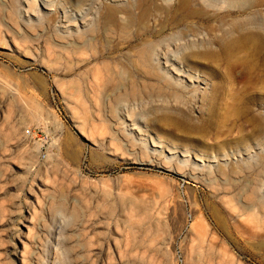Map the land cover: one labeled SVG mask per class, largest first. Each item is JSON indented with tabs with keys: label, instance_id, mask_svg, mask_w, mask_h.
Wrapping results in <instances>:
<instances>
[{
	"label": "rangeland",
	"instance_id": "obj_1",
	"mask_svg": "<svg viewBox=\"0 0 264 264\" xmlns=\"http://www.w3.org/2000/svg\"><path fill=\"white\" fill-rule=\"evenodd\" d=\"M178 1L0 0V264H264V50L234 25L256 16L264 41V6ZM143 39L190 87L179 102L130 64Z\"/></svg>",
	"mask_w": 264,
	"mask_h": 264
},
{
	"label": "bare ground",
	"instance_id": "obj_2",
	"mask_svg": "<svg viewBox=\"0 0 264 264\" xmlns=\"http://www.w3.org/2000/svg\"><path fill=\"white\" fill-rule=\"evenodd\" d=\"M69 3H72L73 1H75V0H67ZM88 0H76V5H80L81 3H83V2H87ZM150 1H152L151 2V4H152V6L154 5V3L156 4V2H153V0H150ZM155 1V0H154ZM163 1V3H169V2H167V0H165V2H164V0H162ZM212 1V3L210 2V0H180V1H178L179 3H177L178 4V9L180 10V12L181 11H184V12H187L188 13V15L190 16V15H192V17L194 16H205L204 14H206V13H208V12H206V13H204L203 14V12L204 11H206V10H208V9H210V8H213V7H215L214 5H215V3L216 4H218V3H222V6H223V4H225L226 3V0H211ZM230 1V0H229ZM233 1V0H232ZM139 2V1H138ZM149 2V1H148ZM158 2V1H157ZM223 2H225V3H223ZM235 2V1H234ZM236 2H239L241 5H239V4H236L238 7H234V8H236V9H239V12L241 13V14H249V12L251 11L252 12V9H254L255 7H260V6H262V8H263V6H264V0H236ZM140 3V2H139ZM160 2H158V4H159ZM163 3H162V5H163ZM232 2H230V4H231ZM143 4V3H142ZM145 4V3H144ZM166 4V5H167ZM214 4V5H213ZM228 4V3H227ZM229 4V5H230ZM233 4H235V3H233ZM133 5V4H132ZM131 5V6H132ZM140 5V4H139ZM138 5V6H139ZM157 5V4H156ZM161 5V6H162ZM219 5V4H218ZM136 6H137V4H136ZM135 6V7H136ZM144 6H146V5H144ZM151 6V7H152ZM221 6V7H222ZM156 7V6H155ZM157 7H158V5H157ZM221 7H219V8H221ZM128 8V7H127ZM130 8V7H129ZM139 7H136V9H138ZM153 8H154V6H153ZM159 8V7H158ZM166 8V7H165ZM164 8V9H165ZM177 8H175V9H177ZM118 9V8H117ZM152 9V8H151ZM163 9V8H162ZM167 9V11H168V7L166 8ZM174 9V11H176ZM178 9H177V11H178ZM124 10H126L125 8H124ZM133 10V9H132ZM157 10V9H156ZM169 10H170V7H169ZM255 10V9H254ZM107 11H109V8H108V10ZM142 11V10H141ZM148 9L146 8V9H144L143 10V18H144V16H146L147 14H148ZM217 11V10H216ZM215 11V12H216ZM220 11V10H219ZM118 12H120V11H118V10H116V9H111L110 11H109V13H108V17H106L107 16V13H106V18H108V20L107 21H113L115 18H117L118 19V17H115L116 15H117V13ZM131 12V11H130ZM130 12H128V10H127V14L128 13H130ZM136 12V11H135ZM140 12V11H139ZM150 12V11H149ZM153 12H155L154 10H153ZM153 12H150V13H152L153 14ZM165 12H166V10H165ZM121 13H123V12H121ZM126 13V12H125ZM133 13V12H132ZM156 13V12H155ZM159 13V12H158ZM218 13H220V12H218ZM157 14V13H156ZM160 14H162V13H160ZM168 14V13H167ZM183 14H185V13H183ZM209 14H211V13H209ZM214 14H216V13H214ZM141 14H139V16H140ZM141 15V16H142ZM149 15V14H148ZM163 15V14H162ZM123 16V15H122ZM129 16H131V13L129 14ZM139 16H138V18H139ZM140 16V17H141ZM151 16V15H150ZM150 16H149V18H150ZM185 16V15H184ZM188 16V18H190ZM216 16V15H215ZM254 16V15H253ZM252 16V17H253ZM66 18H65V21H66V23L68 22V26L70 27V26H72L75 22L73 21V19H72V17H69V16H65ZM124 17H126V16H124ZM223 17H225V16H223ZM252 17H248L247 16V18L245 19H243V18H241V19H243V20H241V21H239L238 19L236 20L237 22H235L234 23V25H235V27H238V28H240L243 32H244V39L245 40H247L248 42H251L252 43V45H253V50H252V53H260V52H262L263 50H264V41H263V35L262 34H260V33H255L254 31H252V27H256V25L258 24L256 21H254V19L252 18ZM256 16H254V18H255ZM105 18V19H106ZM129 18V20H130V18L131 17H128ZM127 18V19H128ZM137 18V19H138ZM142 18V20H144ZM147 18V17H146ZM172 18V17H171ZM187 18V17H186ZM235 18V17H234ZM132 19V18H131ZM134 19V18H133ZM141 19V18H140ZM180 19V18H179ZM185 19V18H184ZM192 19V18H191ZM191 19H189V20H191ZM197 19V18H196ZM208 19H210V17H208ZM224 19V18H223ZM129 20H126V22L125 23H127V21H129ZM136 20V19H135ZM146 20V19H145ZM182 20V19H181ZM181 20H179V21H181ZM187 20V19H186ZM193 20V19H192ZM260 20V19H259ZM77 21V20H76ZM131 21H133L134 22V20H131ZM140 21V20H139ZM184 21V20H183ZM182 21V22H183ZM220 21H221V19H220ZM225 21V20H224ZM232 21H234V19L232 20ZM262 21V20H261ZM264 21V20H263ZM74 22V23H73ZM105 22H106V20H105ZM115 22V21H114ZM117 22H119V21H117ZM116 22V23H117ZM122 22V21H121ZM130 22V21H129ZM128 22V23H129ZM215 22V21H214ZM62 22H60V24H61ZM107 23V22H106ZM112 23V22H111ZM123 23V22H122ZM124 23V24H125ZM127 23V24H128ZM140 23H141V21H140ZM175 24L177 23L176 21L174 22ZM185 23H186V21H185ZM222 23H223V20H222ZM76 24V23H75ZM114 25H115V23H113ZM131 24V23H130ZM145 24V23H144ZM178 24V23H177ZM188 24H189V22H188ZM132 25V24H131ZM134 25V24H133ZM146 25V24H145ZM208 25V24H207ZM213 25H215V24H213ZM68 26H66L65 28H67ZM107 26V25H106ZM111 26V25H110ZM122 26V25H121ZM165 26V25H164ZM258 26V25H257ZM62 27H64V26H62ZM140 27V26H139ZM142 27V26H141ZM121 28V27H120ZM123 28V29H122ZM122 28H121V31H123L124 32V34H128V27H127V25H126V27H123L122 26ZM52 29V31L51 32H53L54 33V35H56V36H59V37H61V36H64L63 35V32H61L62 30H61V27H58L57 25L55 26V27H53V28H51ZM78 29V32H73V31H70L71 29H68L67 31H65L66 33H67V35H69V37H74V36H76V37H80L82 40H83V45H84V47L85 46H87L88 45V43L91 41H89V38L87 37L88 36V34L90 33V30H87V32H85V31H81V30H79L80 28H77ZM88 29H91V28H88ZM107 29H109V27H107ZM142 29V28H141ZM85 30V29H84ZM92 30H94V29H92ZM91 30V31H92ZM114 30V29H113ZM145 30V29H144ZM108 31H111V29H109ZM64 32V33H65ZM123 32H122V34H123ZM242 32V33H243ZM92 33H94V32H92ZM130 36V35H129ZM68 37V36H67ZM79 38V39H80ZM87 38V39H86ZM62 39H66V38H62ZM49 40V39H48ZM63 40V41H64ZM144 40V39H143ZM142 42V41H141ZM238 42V41H237ZM240 42V41H239ZM184 43V42H183ZM160 44V43H159ZM246 44V43H245ZM161 45V44H160ZM193 46V45H192ZM83 47V46H82ZM88 47V46H87ZM158 45H157V43H155V41H153V40H150V39H145L142 43H140L138 46L136 45V47H135V49H134V53L131 51V55H132V53L133 54H135L134 55V57H133V55L132 56H130L129 57V59L131 60V62H130V60H129V62H130V64L133 66V68H135L136 70H137V72L139 71V72H141V73H143V75H145V76H147V77H149V78H156L157 79V81L156 82H158L159 84H160V86H161V88H160V90L161 89H165L166 87H164L161 83H164V82H166V84L168 85V89H170L171 90V92L170 93H168L172 98H174V99H176L178 102L182 99V95H180V93L181 92H187V90H188V88H190L189 86H187L186 84L184 85V82H182V80H180V82L178 81V82H173V77L171 76V75H169V74H163L162 73V64L160 65V58H161V53H159V51H158ZM249 47V46H248ZM245 48H246V46H245ZM87 49V48H86ZM159 50H161V49H159ZM246 50H248V51H250L251 49L250 48H247ZM79 52V51H78ZM130 53V52H129ZM200 54L201 53H199V52H194V53H192L191 54V57H198V56H200ZM164 55H166V54H164ZM177 57V56H176ZM179 57V56H178ZM176 58V60L175 61H177V62H180L181 64H184L185 66L187 65L188 67H189V69L191 70V68L192 69H194V67L191 65V62H190V60H189V58H188V56H186L185 57V54H184V57L182 56V57H180V58ZM165 59H166V57H165ZM169 61H170V58L168 59L167 58V65L166 66H168L169 65ZM193 61V60H192ZM248 61H246V60H242V64H246ZM249 63V62H248ZM128 65V64H127ZM130 65V66H131ZM170 65H174V64H170ZM249 65H250V63H249ZM107 67V71H106V74H107V72H108V74L107 75H109V74H111V76L109 77V76H107L106 74V77H109V80H111V81H113V79H111V78H113V75H114V71H115V69H113V67L112 66H109V64H108V66H106ZM172 67V66H171ZM132 68V69H133ZM126 69V68H125ZM125 69H123L124 70V72H122V70H121V72L123 73V74H125L126 72L128 73V66H127V70H125ZM173 72H175L177 75H179V76H184L185 75V70H182V69H180V68H177L175 65L173 66ZM250 69H252V67H250ZM129 71H131V70H129ZM134 71V70H133ZM119 72V71H118ZM138 72V73H139ZM165 72V71H164ZM132 73V72H131ZM119 74H120V72H119ZM123 74H121L122 76H121V78L124 76ZM129 74H130V72H129ZM127 75L126 74V76H128V78H130L129 76L130 75ZM126 76H125V78H126ZM190 78H189V81L190 82H194V81H192V79H194L193 78V76H191V75H188ZM119 77H120V75H119ZM125 78L124 79H122V80H125ZM106 80H107V78H106ZM136 80V79H135ZM162 80H165V81H162ZM126 81H127V79H126ZM161 81V82H160ZM128 82H130L129 81V79H128ZM135 82V81H134ZM257 82V81H256ZM262 82V84H260L261 86H260V89H264V78H262L261 80H260V83ZM102 83L104 84V85H109V84H106L107 82L105 81L104 82V80L102 81ZM252 83V82H251ZM259 82H257L256 84H258ZM110 84H111V82H110ZM137 84V83H136ZM135 83H132V84H130L131 85V93L130 94H136V93H138V91H140V90H137V88L136 87H138L137 85H136ZM146 84V83H145ZM142 85L143 87H144V89H141V91H140V93H142V92H144L145 94H147L148 96H150V94H148L149 92H151V89L152 88H154L156 85L155 84H152V83H150V85ZM255 84V85H256ZM128 85H129V83H128ZM102 86V85H101ZM127 86V85H126ZM141 86V87H142ZM253 86V85H252ZM142 87V88H143ZM258 87V86H257ZM262 87V88H261ZM125 88V87H124ZM129 88V87H128ZM126 89V88H125ZM154 89H156V88H154ZM159 89V88H158ZM260 89H258V90H260ZM127 90V89H126ZM125 90V91H126ZM130 90V89H129ZM128 91V90H127ZM126 91V92H127ZM127 94H128V92H127ZM182 102V101H181ZM180 102V103H181ZM167 115V114H166ZM162 119H164L165 121H172L173 123H176L177 122V120H174V118H171V116H164ZM253 119V118H252ZM258 119H260V118H258ZM259 131L260 132H262L263 131V129H264V125H262V124H260L259 125ZM256 196H257V200H256V204H257V206H258V209H260L262 212H264V196L262 195V194H260V191L259 192H257L256 193ZM255 197V196H254ZM253 197V198H254ZM264 214V213H263Z\"/></svg>",
	"mask_w": 264,
	"mask_h": 264
}]
</instances>
